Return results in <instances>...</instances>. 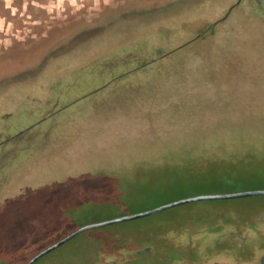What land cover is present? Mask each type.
Returning <instances> with one entry per match:
<instances>
[{
  "label": "rangeland",
  "instance_id": "1",
  "mask_svg": "<svg viewBox=\"0 0 264 264\" xmlns=\"http://www.w3.org/2000/svg\"><path fill=\"white\" fill-rule=\"evenodd\" d=\"M236 1L0 0V141L29 129L1 152L0 226L14 219L0 264H25L81 225L166 201L177 163L197 178L225 175L212 167L264 172V2ZM118 56L120 81L79 100L102 84L89 66ZM250 150L257 157H231ZM261 257L264 195L90 228L33 264Z\"/></svg>",
  "mask_w": 264,
  "mask_h": 264
},
{
  "label": "trees",
  "instance_id": "2",
  "mask_svg": "<svg viewBox=\"0 0 264 264\" xmlns=\"http://www.w3.org/2000/svg\"><path fill=\"white\" fill-rule=\"evenodd\" d=\"M129 62H131V60ZM125 65H126V61L122 60L119 56L112 57V58L104 57L100 60H96L95 62H93L89 66L90 71L94 73V76L96 78L98 77L99 79H103L105 81L102 82L101 86H98L94 90H91V92H88L84 94L83 96H80L78 99L83 100L86 98H92L94 97V94L99 93L103 91L104 89H107L108 87H110L111 84H117L116 82H119L121 77H123V74L125 73V71H120V69L124 68L123 66ZM106 77H108L109 79H107ZM131 81L138 82L137 80L135 81L131 80ZM127 86L128 85L126 84V87ZM73 103H75V101L68 102L64 106H70ZM257 155L258 154L254 150H250V151H244V153H241V155L239 153L231 155V157H257ZM220 169L225 171V175H221V176L211 178V179L197 178L191 175V172H190L191 169L189 167L184 166L181 163H177V165L174 166L173 170H175L176 173H182L180 174L181 178H179L180 180L177 181V185L175 186L176 192L170 193L168 198H166V201L173 200L179 197H184V196L200 193V192H192V189L190 190L189 188L195 189L197 186L203 185L204 183L211 182V181H220L228 185H233L235 186V188H233L232 190H237V189L252 188V185L250 184H252L253 180L258 179V178H264V172L256 171L255 169H252V168L244 169L242 167L235 168L232 166L212 167V170H215V171L220 170ZM235 169L237 170V172L236 173L232 172ZM177 190H181V191H177ZM239 199L241 198L216 199V200L220 202H227V201L239 200ZM166 201H163V202H166ZM163 202H160V204ZM141 209H145V208L144 207L137 208V210H141ZM127 212H131V211L128 210V211L123 212L122 214L127 213Z\"/></svg>",
  "mask_w": 264,
  "mask_h": 264
},
{
  "label": "water",
  "instance_id": "3",
  "mask_svg": "<svg viewBox=\"0 0 264 264\" xmlns=\"http://www.w3.org/2000/svg\"><path fill=\"white\" fill-rule=\"evenodd\" d=\"M259 1L264 2V0H259ZM231 8L229 10H231ZM226 16L227 14L224 17H222L220 20L225 19ZM217 22L218 21H216L215 23ZM258 195H264V187L263 188L260 187V188L239 189V190L223 191V192H203V193H197V194L188 195L184 197H179V198L169 200L161 204H158V205H155L149 208H145L139 211L128 212V213L120 214V215H117V216H114L108 219L87 223V224L81 225L80 227L76 228L75 230L67 234L66 236L56 241L55 243L39 251L34 256H32L25 264H33L36 260L41 258L43 255L57 248L58 246L65 243L69 239L73 238L80 232L85 231L90 228L104 226L107 224H112V223H117V222H122L126 220H131V219H136V218L152 215L157 212L166 210L168 208L176 207L182 204L199 201V200L234 199V198H243V197H249V196H258Z\"/></svg>",
  "mask_w": 264,
  "mask_h": 264
},
{
  "label": "flooded vegetation",
  "instance_id": "4",
  "mask_svg": "<svg viewBox=\"0 0 264 264\" xmlns=\"http://www.w3.org/2000/svg\"><path fill=\"white\" fill-rule=\"evenodd\" d=\"M186 1H187V0H179V2H182V3H183V2L186 3ZM239 1H240V0H237L236 3H235V5H237V4L239 3ZM257 1H259V0H257ZM262 2H263V1H262ZM173 4H174V3L170 4L169 7H173V6H174ZM235 5H233V6H235ZM230 8H231V7H230ZM232 8H233V7H232ZM232 8H231V9H232ZM161 9H162V8H159V9H157V11H158V10L161 11ZM230 11H231V10H229V12H230ZM227 15H228V14H227ZM97 78H98V77H97ZM98 79H99V78H98ZM99 80H101L102 82L104 81L103 79H99ZM111 80H112V78H111ZM100 86H101V85H100ZM27 130H29V129H27ZM27 130L24 129V130H21L20 133L12 134L11 136H9V137L7 138V141H6V139L0 141V157L5 156V154H2V153H1V152H3V151H2V148H3V146H4V143H5V142H8V143H13V142H15V141L18 139V137L22 136V134L25 133ZM9 150H11V149H9ZM4 152H5V150H4ZM0 185H1V182H0ZM13 216H14V215L11 214V215L9 216L8 220H6V222H5L2 226H0V237L4 234V232L8 231V230L11 228V226H13V219H14ZM0 248H1V243H0ZM213 264H228V263L214 262ZM250 264H264V257H261L259 260L255 261V262H252V263H250Z\"/></svg>",
  "mask_w": 264,
  "mask_h": 264
}]
</instances>
